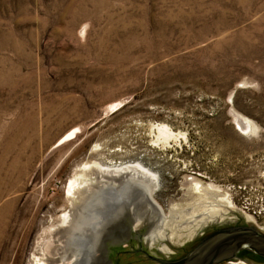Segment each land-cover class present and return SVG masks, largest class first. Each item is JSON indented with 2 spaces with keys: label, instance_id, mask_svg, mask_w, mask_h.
I'll return each instance as SVG.
<instances>
[{
  "label": "rangeland",
  "instance_id": "obj_1",
  "mask_svg": "<svg viewBox=\"0 0 264 264\" xmlns=\"http://www.w3.org/2000/svg\"><path fill=\"white\" fill-rule=\"evenodd\" d=\"M128 163L165 219L197 183L264 231V0H0V264Z\"/></svg>",
  "mask_w": 264,
  "mask_h": 264
},
{
  "label": "water",
  "instance_id": "obj_2",
  "mask_svg": "<svg viewBox=\"0 0 264 264\" xmlns=\"http://www.w3.org/2000/svg\"><path fill=\"white\" fill-rule=\"evenodd\" d=\"M141 247L168 258L193 248L181 260L168 262ZM136 249L161 264H264V231L242 212L211 201L165 219L145 181L120 174L82 194L58 227L43 264H110L107 255L112 264H146ZM120 250L133 254H117ZM242 251L263 260L237 257Z\"/></svg>",
  "mask_w": 264,
  "mask_h": 264
},
{
  "label": "bare ground",
  "instance_id": "obj_3",
  "mask_svg": "<svg viewBox=\"0 0 264 264\" xmlns=\"http://www.w3.org/2000/svg\"><path fill=\"white\" fill-rule=\"evenodd\" d=\"M239 127H240V125H239ZM157 132L159 134L165 135L167 137L174 136V134L169 130V128H167L164 125L158 126L157 127ZM120 174L137 175V176H140L145 181V183H148V184H151V185L155 184L154 175H151L146 169L142 168L141 165H139V164H129L128 163V164L118 165V166H116L114 168H110V169L101 168V167H98V168L94 167V168L91 169V175L93 176V178H95V180H98L100 178L102 179L103 177H105V175H111V177H113V176H117V175H120ZM77 179L72 178V179L68 180V183L66 185L67 186V188H66L67 196L69 198H71V199L73 197L75 198L76 195H79V197H80V195L82 196V194L84 192H86L89 188H91V186L90 187L88 186L87 188H83L84 187L83 185H85V184L78 183ZM193 186H194L193 187V191L198 193L197 196L199 197V200L194 201V204L199 203V202L204 201V200L208 201L209 199H212L211 201L217 202V203H220V200L222 201V195H220L218 193V191L214 190L212 187H210V186L202 187L201 185H198L197 183H195ZM147 187H148V185H147ZM149 191H150V189H149ZM150 194H151V192H150ZM192 202L193 201H191V203ZM194 204H192V205H194ZM67 213H68V211L62 215V221L65 218ZM250 220L252 221V219H250ZM54 236H55V233H54V235H53V233H51V238H52V239L50 238L51 242L49 241V243H47L46 245L44 244V246L41 248L40 256H38V255H34L33 256V264H43L44 263V260L46 258V255H47L48 251H49V248H50V246L52 244ZM230 263L231 264H246V263H244L241 260L240 261H236V262H230Z\"/></svg>",
  "mask_w": 264,
  "mask_h": 264
},
{
  "label": "flooded vegetation",
  "instance_id": "obj_4",
  "mask_svg": "<svg viewBox=\"0 0 264 264\" xmlns=\"http://www.w3.org/2000/svg\"><path fill=\"white\" fill-rule=\"evenodd\" d=\"M131 239H133V238H130L129 239V241H128V243L130 242V240ZM200 241V240H199ZM198 241V242H199ZM197 244V243H196ZM195 244V245H196ZM194 245V246H195ZM119 246V245H118ZM193 246V247H194ZM193 247H191V248H189L188 250H186V251H184V252H182V254L179 256V257H175V258H172V257H170V258H168V257H157V256H154V255H151V254H149L146 250H144L142 247V249L146 252V254H148L150 257H152V258H155V259H159V260H165V261H168V262H173V261H178V260H181L183 257H185L186 256V254L193 248ZM124 248V247H123ZM135 251H137V254H139V255H142L143 257H144V259L146 260V264H161V263H159V262H156V261H154V260H151V259H149L148 257H147V255H145V254H143V253H141V252H138V249H136ZM129 252V253H128ZM133 252V250H120V251H117V254H133L132 253ZM109 253V252H108ZM136 253V252H135ZM245 256H254L253 254H250V253H247V254H244V252L242 251V252H239L238 254H237V257H241L242 259H246V257ZM113 259V258H112ZM254 259L256 260V259H259V260H263V259H261V258H259V257H257V256H254ZM246 260H248V259H246ZM107 261H109L110 262V264H112L113 262H112V260L108 257V255H107ZM224 263H228V262H224Z\"/></svg>",
  "mask_w": 264,
  "mask_h": 264
},
{
  "label": "trees",
  "instance_id": "obj_5",
  "mask_svg": "<svg viewBox=\"0 0 264 264\" xmlns=\"http://www.w3.org/2000/svg\"><path fill=\"white\" fill-rule=\"evenodd\" d=\"M244 254H247L246 252H244Z\"/></svg>",
  "mask_w": 264,
  "mask_h": 264
}]
</instances>
